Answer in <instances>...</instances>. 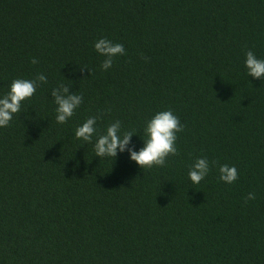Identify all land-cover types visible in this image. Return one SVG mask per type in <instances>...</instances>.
I'll use <instances>...</instances> for the list:
<instances>
[{"label":"trees","instance_id":"1","mask_svg":"<svg viewBox=\"0 0 264 264\" xmlns=\"http://www.w3.org/2000/svg\"><path fill=\"white\" fill-rule=\"evenodd\" d=\"M101 37L125 48L107 71ZM249 50L264 59V0H0V95L47 76L0 128V264H264V79L246 75ZM61 83L83 97L63 125ZM165 109L183 130L163 167L74 137L90 116L101 134L119 120L139 149ZM200 157L210 171L193 185Z\"/></svg>","mask_w":264,"mask_h":264},{"label":"clouds","instance_id":"2","mask_svg":"<svg viewBox=\"0 0 264 264\" xmlns=\"http://www.w3.org/2000/svg\"><path fill=\"white\" fill-rule=\"evenodd\" d=\"M93 50L102 57L101 71L111 69L114 59L125 54L123 44L101 37L93 44ZM31 63L36 64L33 59ZM244 68L246 75L254 80L264 79V59H259L251 51L245 53ZM47 76L39 73L34 79H14L6 93L0 95V128L8 127L13 117L21 111L22 105L29 101L36 92L39 84H46ZM52 102L55 105L54 119L59 125L70 120L83 102L81 94L70 92L69 86L61 83L51 90ZM97 116H90L74 130L75 139L83 145L91 144L95 157L111 158L113 161L118 154L127 152L129 161L134 162L140 169L163 167L170 156L177 155V133L183 130L179 118L171 109L158 111L145 121L143 127L142 147H130L134 131H123L119 120L110 123L101 134L98 131ZM210 162L206 157L195 160L188 171V179L193 185H198L209 174ZM219 180L225 184H233L238 178L235 165L221 164L218 167ZM255 198L249 193L246 200Z\"/></svg>","mask_w":264,"mask_h":264}]
</instances>
